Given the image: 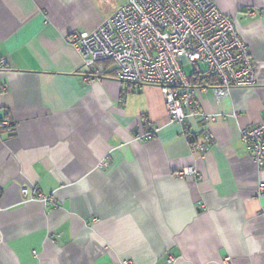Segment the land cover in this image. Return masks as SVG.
Segmentation results:
<instances>
[{
  "label": "crops",
  "instance_id": "0c3cea01",
  "mask_svg": "<svg viewBox=\"0 0 264 264\" xmlns=\"http://www.w3.org/2000/svg\"><path fill=\"white\" fill-rule=\"evenodd\" d=\"M213 1L236 21L257 83L219 102L195 78L177 124L158 86L118 80L112 62L87 80L70 43L128 0H0V264H264V168L242 139L264 120V0ZM197 112L215 116L204 155L189 141L204 142ZM187 167L200 179L175 176Z\"/></svg>",
  "mask_w": 264,
  "mask_h": 264
},
{
  "label": "built area",
  "instance_id": "2783aa9c",
  "mask_svg": "<svg viewBox=\"0 0 264 264\" xmlns=\"http://www.w3.org/2000/svg\"><path fill=\"white\" fill-rule=\"evenodd\" d=\"M248 15L256 12L249 10ZM71 45L81 55L85 78L92 80L106 75L104 64L112 62L116 78L124 83L158 86L165 100L172 123L185 124L194 102L193 79L199 78L213 90L217 101L228 97L232 89L257 83V73L249 47L240 37L236 21L224 14L213 0H128L119 10L92 33L74 34ZM5 61H0V67ZM185 65L192 66L188 75ZM205 123L204 142L196 144L190 135L192 149L206 154L215 144L208 124L214 115L193 113ZM236 117V115H234ZM6 135L15 127L8 119L1 123ZM189 132L187 129L185 130ZM156 131L141 139H151ZM247 152L259 170L264 168V120L242 130ZM108 166V159L100 168ZM180 179H200L195 167L175 173ZM27 195V191L24 190ZM264 182L259 184L261 197ZM34 197L45 204L52 197L34 189ZM230 260L228 259V262ZM169 256L166 264H174ZM121 264H135L125 259Z\"/></svg>",
  "mask_w": 264,
  "mask_h": 264
},
{
  "label": "rangeland",
  "instance_id": "374dc122",
  "mask_svg": "<svg viewBox=\"0 0 264 264\" xmlns=\"http://www.w3.org/2000/svg\"><path fill=\"white\" fill-rule=\"evenodd\" d=\"M185 71L188 75L192 73V66L191 65H185Z\"/></svg>",
  "mask_w": 264,
  "mask_h": 264
},
{
  "label": "trees",
  "instance_id": "16d2710c",
  "mask_svg": "<svg viewBox=\"0 0 264 264\" xmlns=\"http://www.w3.org/2000/svg\"><path fill=\"white\" fill-rule=\"evenodd\" d=\"M196 81L193 79V84L195 83Z\"/></svg>",
  "mask_w": 264,
  "mask_h": 264
}]
</instances>
